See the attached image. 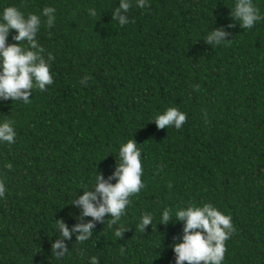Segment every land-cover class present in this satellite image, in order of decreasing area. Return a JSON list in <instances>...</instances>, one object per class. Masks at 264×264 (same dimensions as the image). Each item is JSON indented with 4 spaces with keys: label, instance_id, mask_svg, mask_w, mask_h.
I'll return each instance as SVG.
<instances>
[{
    "label": "trees",
    "instance_id": "1",
    "mask_svg": "<svg viewBox=\"0 0 264 264\" xmlns=\"http://www.w3.org/2000/svg\"><path fill=\"white\" fill-rule=\"evenodd\" d=\"M149 3L131 8L121 27L113 20L119 0H0V12L56 8L55 25L37 37L55 57L53 84L33 89L30 104L0 101V119L17 132L13 144H0V264H90L93 256L99 264H175L171 245L183 224L165 226L159 216L203 203L232 217L223 264H264V21L242 29L231 16L235 0ZM254 3L264 14V0ZM219 28L228 43L213 48L204 38ZM168 107L187 113L181 130L152 122ZM128 139L141 149L145 186L130 197L118 239L109 216L92 221L71 203L97 174L113 176ZM145 213L154 221L141 232ZM56 220L69 230L96 225L82 244L79 233L65 240L69 253L59 261Z\"/></svg>",
    "mask_w": 264,
    "mask_h": 264
},
{
    "label": "clouds",
    "instance_id": "2",
    "mask_svg": "<svg viewBox=\"0 0 264 264\" xmlns=\"http://www.w3.org/2000/svg\"><path fill=\"white\" fill-rule=\"evenodd\" d=\"M149 0H119V7L113 11V20L121 27L130 23L127 18L133 7L144 9L149 7ZM91 17L97 15L95 8H89ZM232 19L239 22L242 29H253L259 22L264 21V14L254 3V0H235L231 8ZM56 23V8L45 6L39 14L25 15L19 8L9 6L0 12V101H13L30 104L33 89L40 92L47 90L53 84L51 72L55 57L45 53V49L37 39L42 27L51 29ZM235 27V25H229ZM12 30L17 35L16 44H8ZM229 33L224 28L208 31L204 40L213 48L228 43ZM89 76L81 78L80 83L88 85ZM198 89V86H195ZM188 117L187 113L178 107H168L163 112L154 115V122L159 129L174 127L177 131L182 129ZM17 132L15 122L0 119V144H13ZM118 163L116 171L109 180L97 174L91 187H82L84 194L71 204L82 210L83 217H91L92 221L104 222L109 216V226L113 227L114 236L123 238L127 228L121 223L126 215V208L130 205L134 194L143 188L142 152L134 139H128L118 148ZM10 169L12 166L8 164ZM116 180L113 184L110 181ZM6 185L0 181V198L5 196ZM173 220L183 224L181 242L171 245L175 254V264H223L225 259V242L232 236L235 229L230 215L224 214L211 203L201 206L190 204L176 209L165 208L159 216V224L167 226ZM154 216L145 213L139 218L137 229L144 232L149 225H153ZM95 223H79L71 230L62 220H56L55 230L63 239L52 244V254L59 261L69 253L65 240H70L74 233H79L76 239L81 244L93 236ZM118 226V227H116ZM90 264H99L93 256Z\"/></svg>",
    "mask_w": 264,
    "mask_h": 264
}]
</instances>
